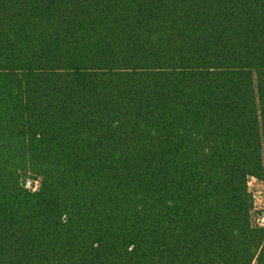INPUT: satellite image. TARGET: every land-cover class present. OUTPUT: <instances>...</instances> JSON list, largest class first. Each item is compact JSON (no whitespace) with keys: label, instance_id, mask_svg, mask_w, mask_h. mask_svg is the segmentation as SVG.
<instances>
[{"label":"trees","instance_id":"16d2710c","mask_svg":"<svg viewBox=\"0 0 264 264\" xmlns=\"http://www.w3.org/2000/svg\"><path fill=\"white\" fill-rule=\"evenodd\" d=\"M252 178L264 0H0V264H264Z\"/></svg>","mask_w":264,"mask_h":264},{"label":"rangeland","instance_id":"374dc122","mask_svg":"<svg viewBox=\"0 0 264 264\" xmlns=\"http://www.w3.org/2000/svg\"><path fill=\"white\" fill-rule=\"evenodd\" d=\"M30 182V181H29ZM28 182V184H30ZM250 189L255 193L257 198V207H258V213L264 214V183L257 180L256 178H252L250 180ZM263 210V212H262ZM264 220V219H263Z\"/></svg>","mask_w":264,"mask_h":264},{"label":"built area","instance_id":"2783aa9c","mask_svg":"<svg viewBox=\"0 0 264 264\" xmlns=\"http://www.w3.org/2000/svg\"><path fill=\"white\" fill-rule=\"evenodd\" d=\"M264 219V218H263ZM262 219V221L264 222V220ZM259 220H261V219H259Z\"/></svg>","mask_w":264,"mask_h":264},{"label":"water","instance_id":"95a60500","mask_svg":"<svg viewBox=\"0 0 264 264\" xmlns=\"http://www.w3.org/2000/svg\"><path fill=\"white\" fill-rule=\"evenodd\" d=\"M30 183V182H29Z\"/></svg>","mask_w":264,"mask_h":264}]
</instances>
